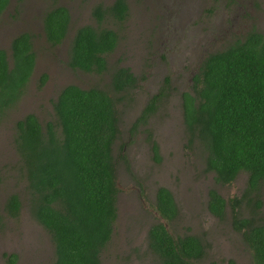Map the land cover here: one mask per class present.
<instances>
[{
    "label": "trees",
    "instance_id": "1",
    "mask_svg": "<svg viewBox=\"0 0 264 264\" xmlns=\"http://www.w3.org/2000/svg\"><path fill=\"white\" fill-rule=\"evenodd\" d=\"M10 0H0V14ZM125 0L92 9L96 24L78 27L70 42L68 65L74 70L102 73L108 69L107 54L119 35L104 25L111 18L125 20ZM70 25V14L59 5L46 11L43 30L47 41L62 42ZM32 34L12 37L9 51L0 48V111L13 106L24 94L36 64ZM47 78L43 74L40 84ZM190 87L180 93L185 148L196 152L204 172H212L218 184H232L240 172L247 174L240 197L226 201L211 188L208 210L223 218L231 211L232 226L241 232L254 264H264V32L251 28L221 49L208 51L190 75ZM138 78L124 66L109 74L104 86L59 88L52 101L50 119L41 121L27 113L15 123L13 139L17 164L30 190V209L53 245L51 264H101L102 251L111 242L118 213V164H130L125 143L114 152L121 132L124 102ZM171 77L165 75L161 88L142 108L130 127L146 122L163 98L172 95ZM126 105V104H125ZM155 158L160 159L157 145ZM138 181V180H137ZM139 182V181H138ZM140 195L144 194L139 183ZM249 212L242 216V206ZM21 201L12 193L4 205L17 218ZM152 209L159 220L148 229V248L157 264H199L208 244L195 234L173 233L169 222L179 209L173 192L160 185ZM1 218V212H0ZM11 263L16 255L9 256ZM209 264H215L211 262ZM228 264H235L232 260Z\"/></svg>",
    "mask_w": 264,
    "mask_h": 264
},
{
    "label": "rangeland",
    "instance_id": "2",
    "mask_svg": "<svg viewBox=\"0 0 264 264\" xmlns=\"http://www.w3.org/2000/svg\"><path fill=\"white\" fill-rule=\"evenodd\" d=\"M113 1L12 0L9 9L0 15V48L9 51L12 37L19 31H30L35 35L37 52L24 94L13 106L0 111V264H51L53 258V245L31 213L30 190L17 164L13 145L16 121L27 113L36 114L41 121L50 119L52 101L59 88L68 84L104 87L109 74L119 66L130 68L139 80L130 90L132 100L124 102L121 132L114 144V152L126 144L124 154L130 169L123 162L118 164V213L111 242L102 251L101 264H157L148 248L147 232L160 220L152 209L160 185L171 189L179 209L177 218L169 222L172 232L192 233L208 244L199 264H228L230 260L235 264H254L241 232L232 226L229 206L223 218L207 208L211 188L226 200L240 197L247 174L240 172L232 184L223 185L215 181L212 172L203 171L196 152L185 148L180 93L190 87V75L205 53L221 49L253 27L264 31V0H126L129 11L125 20L109 18L104 22L119 35L116 48L107 54V71L83 72L67 66L75 30L96 24L93 7L108 6ZM56 5L69 9L71 25L66 39L53 48L41 33L39 18ZM43 74L47 78L41 85ZM165 75L171 77L173 85L168 102L163 98L156 112L137 125L134 132L130 131L142 108L161 88ZM139 183L144 191L142 197ZM12 193L21 201L17 218L4 210ZM261 199L260 214L264 219V187ZM244 207L242 216H248ZM12 254L16 255L14 263L9 260Z\"/></svg>",
    "mask_w": 264,
    "mask_h": 264
},
{
    "label": "flooded vegetation",
    "instance_id": "3",
    "mask_svg": "<svg viewBox=\"0 0 264 264\" xmlns=\"http://www.w3.org/2000/svg\"><path fill=\"white\" fill-rule=\"evenodd\" d=\"M115 1V0H114ZM113 1V2H114ZM11 2H12V0H10V2H8V5H7V7L4 9V11L6 10L7 11V9H9V6H10V4H11ZM112 2V3H113ZM125 2H126V4H127V6H128V3H127V1L125 0ZM111 3V4H112ZM110 4V5H111ZM102 5V4H101ZM249 5H251L250 4V2H249ZM56 6H59V5H56ZM63 6V5H62ZM103 6H105V5H103ZM53 7H55V6H53ZM66 7V6H65ZM52 7H50L49 9H51ZM67 8V7H66ZM49 9H47L46 11H48ZM68 9V8H67ZM3 11V12H4ZM46 11L44 12V14L42 15V18L40 17L39 19H40V21H41V33L43 34V37H44V39L46 40V42L48 43V44H51V46L53 47V48H56V46H58L59 44H61L65 39H66V37H67V35L64 37V39H63V41L62 42H58V43H55V44H53V43H51V42H49V41H47V37H46V35H45V33H44V30H43V18H44V15H45V13H46ZM68 11H69V9H68ZM128 11H129V7H128ZM128 11H127V15H128ZM2 12V13H3ZM69 14H70V11H69ZM1 15V14H0ZM19 15V14H18ZM127 15H126V17H127ZM17 17V16H16ZM125 17V18H126ZM7 24H8V26H9V16H8V19H7ZM70 25H71V14H70ZM70 25H69V29H68V32H69V30H70ZM22 32H30V31H19L18 32V34L19 33H22ZM37 32V31H36ZM68 32H67V34H68ZM261 32H264V31H261ZM31 34H32V40H33V46H34V49H35V44H34V39H35V35L33 36V33L32 32H30ZM37 34V33H36ZM7 36H8V39H9V28H7ZM36 54H37V52H36ZM36 62H37V57H36ZM36 65V64H35ZM66 65L67 66H69L68 65V61H67V63H66ZM70 67V66H69ZM71 68V67H70ZM130 69V68H129ZM131 70V69H130ZM80 71V70H79ZM84 72V71H83ZM134 74V73H133ZM135 75V74H134ZM136 76V75H135ZM137 77V76H136ZM138 78V80H139V77H137ZM138 80H137V82H138ZM190 80V79H189ZM172 84V83H171ZM84 88V87H83ZM157 93V92H156ZM155 93V94H156ZM225 199V198H224ZM226 200V199H225ZM227 201V200H226ZM155 212V211H154ZM156 214V213H155ZM158 216V215H157ZM160 220L161 221H163V219L162 218H160ZM248 246V245H247Z\"/></svg>",
    "mask_w": 264,
    "mask_h": 264
}]
</instances>
